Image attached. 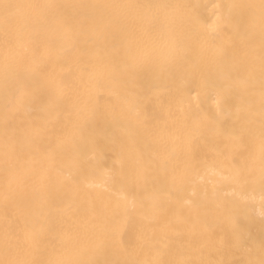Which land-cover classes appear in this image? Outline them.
I'll list each match as a JSON object with an SVG mask.
<instances>
[{
	"label": "bare ground",
	"instance_id": "bare-ground-1",
	"mask_svg": "<svg viewBox=\"0 0 264 264\" xmlns=\"http://www.w3.org/2000/svg\"><path fill=\"white\" fill-rule=\"evenodd\" d=\"M0 261L261 264V0H4Z\"/></svg>",
	"mask_w": 264,
	"mask_h": 264
},
{
	"label": "snow or ice",
	"instance_id": "snow-or-ice-1",
	"mask_svg": "<svg viewBox=\"0 0 264 264\" xmlns=\"http://www.w3.org/2000/svg\"><path fill=\"white\" fill-rule=\"evenodd\" d=\"M261 4H262V7H264V0H261ZM18 7H20V6L4 2V0H0V9L3 10L5 23H8L10 21V19H11V10L14 9V8H18ZM0 264H20V262L0 261ZM261 264H264V261H261Z\"/></svg>",
	"mask_w": 264,
	"mask_h": 264
}]
</instances>
